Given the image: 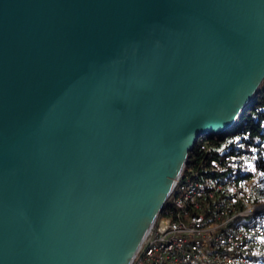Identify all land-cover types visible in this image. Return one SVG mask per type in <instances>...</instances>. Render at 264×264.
I'll list each match as a JSON object with an SVG mask.
<instances>
[{"label": "water", "instance_id": "1", "mask_svg": "<svg viewBox=\"0 0 264 264\" xmlns=\"http://www.w3.org/2000/svg\"><path fill=\"white\" fill-rule=\"evenodd\" d=\"M263 82L264 0H0V264H131Z\"/></svg>", "mask_w": 264, "mask_h": 264}, {"label": "built area", "instance_id": "2", "mask_svg": "<svg viewBox=\"0 0 264 264\" xmlns=\"http://www.w3.org/2000/svg\"><path fill=\"white\" fill-rule=\"evenodd\" d=\"M187 164L131 264H264V154L239 151L220 178Z\"/></svg>", "mask_w": 264, "mask_h": 264}, {"label": "trees", "instance_id": "3", "mask_svg": "<svg viewBox=\"0 0 264 264\" xmlns=\"http://www.w3.org/2000/svg\"><path fill=\"white\" fill-rule=\"evenodd\" d=\"M252 148L260 155L264 154V82L231 130L220 137L208 135L197 140L186 168L192 167L201 175L220 178L229 171L228 159L236 157L239 151Z\"/></svg>", "mask_w": 264, "mask_h": 264}, {"label": "rangeland", "instance_id": "4", "mask_svg": "<svg viewBox=\"0 0 264 264\" xmlns=\"http://www.w3.org/2000/svg\"><path fill=\"white\" fill-rule=\"evenodd\" d=\"M241 120V119H240ZM239 123H240V121H239Z\"/></svg>", "mask_w": 264, "mask_h": 264}]
</instances>
